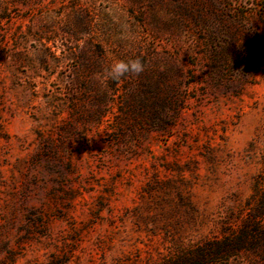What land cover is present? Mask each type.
<instances>
[{"label": "rangeland", "instance_id": "1", "mask_svg": "<svg viewBox=\"0 0 264 264\" xmlns=\"http://www.w3.org/2000/svg\"><path fill=\"white\" fill-rule=\"evenodd\" d=\"M246 232L208 264H264V0H0V264H168Z\"/></svg>", "mask_w": 264, "mask_h": 264}, {"label": "trees", "instance_id": "2", "mask_svg": "<svg viewBox=\"0 0 264 264\" xmlns=\"http://www.w3.org/2000/svg\"><path fill=\"white\" fill-rule=\"evenodd\" d=\"M247 231V230H246ZM247 232L232 240L219 241L209 244L205 248L197 249L190 254H184L168 264H208L213 259L230 258L244 249L243 243L247 238ZM264 238V232L261 233ZM210 249L215 252L210 253Z\"/></svg>", "mask_w": 264, "mask_h": 264}, {"label": "clouds", "instance_id": "3", "mask_svg": "<svg viewBox=\"0 0 264 264\" xmlns=\"http://www.w3.org/2000/svg\"><path fill=\"white\" fill-rule=\"evenodd\" d=\"M144 71V64L140 58L128 61L116 60L106 70L107 77L112 80H119L126 75H139Z\"/></svg>", "mask_w": 264, "mask_h": 264}]
</instances>
